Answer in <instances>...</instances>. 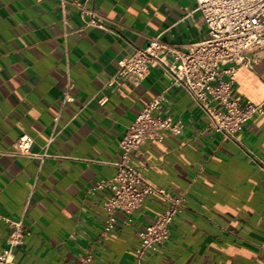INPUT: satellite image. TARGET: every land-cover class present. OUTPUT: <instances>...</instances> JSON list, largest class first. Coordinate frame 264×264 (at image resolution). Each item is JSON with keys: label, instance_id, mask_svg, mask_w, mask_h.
Masks as SVG:
<instances>
[{"label": "crops", "instance_id": "obj_1", "mask_svg": "<svg viewBox=\"0 0 264 264\" xmlns=\"http://www.w3.org/2000/svg\"><path fill=\"white\" fill-rule=\"evenodd\" d=\"M197 0H0V214L23 217L29 229L14 251L18 264H264V111L234 137L163 67L133 85L117 78L118 61L153 36L187 50L207 35ZM91 12L105 27L90 24ZM238 73L233 95L264 100V48ZM74 96L63 104L67 86ZM166 94L159 112L184 123L163 131L130 160L154 185L186 194L171 235L138 263L140 233L166 200L149 195L132 214L117 210L104 233L98 185L117 171L128 125L146 103ZM107 97L104 104L99 99ZM54 139L49 142L52 133ZM43 161L14 154L23 135ZM9 226L0 219V253Z\"/></svg>", "mask_w": 264, "mask_h": 264}, {"label": "built area", "instance_id": "obj_2", "mask_svg": "<svg viewBox=\"0 0 264 264\" xmlns=\"http://www.w3.org/2000/svg\"><path fill=\"white\" fill-rule=\"evenodd\" d=\"M197 9L207 27V35L189 45L187 50H174L167 46L160 35L153 36L148 44L118 61L117 78L133 85L140 83L152 68L163 66L172 76L171 85L187 90L208 114L213 128L225 137H234L247 121L264 111V100L255 103L234 96V86L240 70L256 60L253 52L264 48V0H197ZM90 24L104 28L103 19L91 12ZM68 85L62 103L74 100ZM166 100L164 92L144 105L128 125L119 142L121 157L114 162L116 174L102 181L98 187L109 190L104 201L106 220L104 233L116 225L117 210L132 214L149 195L163 197L167 206L140 233L137 249L138 263L150 250H157L171 235L175 217L186 207V194H171L150 182L135 168L131 154L147 140H161L163 131L182 134L184 123L171 115L159 112ZM106 96L99 99L100 104ZM56 133H52L51 142ZM33 138L23 135L14 144V154L37 157L42 161L51 156L48 150L32 153ZM264 168V164H263ZM9 226L6 248L0 253V264H18L14 251L24 244L30 233L23 217L14 218L0 214ZM75 264H93V255L86 254Z\"/></svg>", "mask_w": 264, "mask_h": 264}]
</instances>
